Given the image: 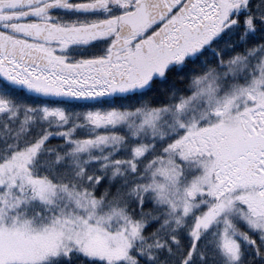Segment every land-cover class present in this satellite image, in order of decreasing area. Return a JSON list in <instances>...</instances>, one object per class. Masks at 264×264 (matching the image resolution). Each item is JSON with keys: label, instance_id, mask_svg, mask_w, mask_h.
Returning a JSON list of instances; mask_svg holds the SVG:
<instances>
[{"label": "snow or ice", "instance_id": "6c2138e0", "mask_svg": "<svg viewBox=\"0 0 264 264\" xmlns=\"http://www.w3.org/2000/svg\"><path fill=\"white\" fill-rule=\"evenodd\" d=\"M0 264H264V0H0Z\"/></svg>", "mask_w": 264, "mask_h": 264}]
</instances>
